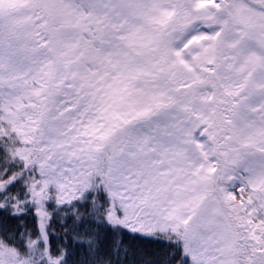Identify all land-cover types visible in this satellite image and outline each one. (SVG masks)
<instances>
[{"label":"snow or ice","instance_id":"obj_1","mask_svg":"<svg viewBox=\"0 0 264 264\" xmlns=\"http://www.w3.org/2000/svg\"><path fill=\"white\" fill-rule=\"evenodd\" d=\"M0 264H264V0H0Z\"/></svg>","mask_w":264,"mask_h":264},{"label":"trees","instance_id":"obj_2","mask_svg":"<svg viewBox=\"0 0 264 264\" xmlns=\"http://www.w3.org/2000/svg\"><path fill=\"white\" fill-rule=\"evenodd\" d=\"M140 246H141V247H144V248H151V247H153L152 245L147 244L146 242H144V243L141 244Z\"/></svg>","mask_w":264,"mask_h":264}]
</instances>
